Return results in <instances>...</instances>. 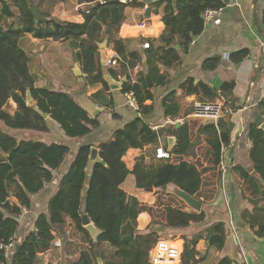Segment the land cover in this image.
I'll return each mask as SVG.
<instances>
[{"label": "trees", "instance_id": "trees-1", "mask_svg": "<svg viewBox=\"0 0 264 264\" xmlns=\"http://www.w3.org/2000/svg\"><path fill=\"white\" fill-rule=\"evenodd\" d=\"M4 1V16L13 17L15 13ZM95 1L97 0H78L79 5H84L80 11L84 21L75 22L57 19L51 16L48 9H41L44 0L40 1V5L37 4L39 15L31 9L34 6L31 1L12 0L20 11L18 24L5 23V29L0 31V245L7 243L18 232L23 208H30L31 196L54 180V171L62 167L71 151L70 145L64 140L47 142L29 138L25 133L30 130L46 132L49 121L54 120L60 124L66 136L77 139L101 126L100 119L92 118L71 93L36 85L38 76L30 66V57L25 49V35L69 41L70 44L75 41L77 48L74 54L83 72L84 85L102 83L103 89L95 92L91 98L108 107L115 101L112 93L106 94L110 88L104 80L105 71L99 48V44L107 39L108 46L112 45L120 55L118 63L121 68L118 73L115 67L109 66L108 71L117 79L119 74L127 76L121 91L134 94L140 115L116 130L110 139L95 145L82 144L78 148L49 199L48 212L39 214L33 230L24 236L20 235L10 258H6L5 250L0 248V262L40 264L41 254L54 247V242L59 237L68 241V249H76L78 252L77 261L71 264H99V258L104 264H151L150 250L166 232L182 233L181 237L185 239L182 264H197L206 258L199 251L200 241L204 238L209 246L221 254L227 239L224 222H218L204 230L185 233L187 229L205 220V211L190 212L167 206L166 224L156 226L155 223L145 230H139L138 216L146 211V205L138 197L128 194L122 184L129 174H134L136 187L140 189L175 183L174 173L168 175L166 172L170 162L150 171L145 164V154L139 156L132 169L124 159L130 148L143 149L147 145L157 144L163 138L175 137L171 154L184 159L179 165L193 174L185 180V184L189 187L191 180H196L197 183L192 187L196 193L202 175L222 164L223 149L230 148L232 142L235 126L232 114H224L216 123L207 121L201 125L195 140L191 137V128L186 121L153 129L147 118L155 110L152 86H164L168 82V76L161 68H171L181 63V54L188 51L194 38L204 29L202 14L205 9L222 6L224 2L102 0L103 3L91 10L85 9V5ZM146 3L159 8L163 6L162 20L166 27L156 42L151 38L146 39L150 42V47L143 53L139 48L129 49L118 32L126 19L125 8L143 7ZM255 25L264 33V9L261 17H255ZM71 46L73 47L72 44ZM245 56L246 53L240 55V58ZM219 63V57L207 59L205 68L213 70ZM136 66H140L141 70L137 78L133 79L129 70ZM144 66H148L147 72ZM185 88L188 94H196L200 101L222 99L225 107L235 111L238 109L233 104L231 94L234 82L226 81L218 89L204 82L194 84L190 81ZM28 92L38 109L49 115L48 118H44L33 105L27 104ZM11 101L16 103L13 113ZM162 108L166 117H179L180 103L174 92L164 96ZM258 109L264 117V99L258 103ZM20 132L22 136H19ZM246 133L252 142L250 154L254 164H235L232 168L240 180L244 181V189L250 193L248 200L257 207L258 201L264 196V130L251 122ZM203 136L208 137L207 143L212 148L213 166L198 169L194 162L185 158H196V149ZM93 146L99 149V155L105 163L96 162L92 173L88 174L87 165ZM164 149L168 151L167 144ZM196 193L191 192L193 196ZM157 203H169L181 208H185L187 204L177 196L165 193L157 195ZM84 214L103 231L97 242L92 240L85 227ZM247 215L249 213H244V217ZM257 232L264 233V224H261ZM103 242L115 249L107 258L95 248ZM179 242L181 244L182 239ZM232 263L233 259L224 255L215 264Z\"/></svg>", "mask_w": 264, "mask_h": 264}, {"label": "crops", "instance_id": "crops-1", "mask_svg": "<svg viewBox=\"0 0 264 264\" xmlns=\"http://www.w3.org/2000/svg\"><path fill=\"white\" fill-rule=\"evenodd\" d=\"M263 9L264 0H238V3L228 5L219 23L210 22L206 24L202 33L196 36L192 41L188 51L181 54V63L171 68H161V71L165 72L168 76L166 85L156 87L151 84L154 93L155 110L148 116L147 121L153 125V129L170 125L167 123V117L164 115L162 99L167 94L174 92L180 103L179 117L184 118L190 125L191 137L195 140L201 125H204L207 121H211V119L205 118L200 120L194 118L192 115L193 105L200 100L196 94H188L185 87L189 86V82L192 81L194 84L204 82L214 88L220 89L224 82H234V88L231 94L233 95V104L238 108V112L232 116V121L235 126L232 131L231 146L230 148L223 149L224 158L222 164L209 170L201 177L202 182L199 186L200 192L196 197L203 201L201 210H204L206 213L205 220L185 231V233H187L193 230H204L222 221L225 223L227 239L221 254L217 253L214 247L209 246L205 238L202 239L199 244V251L202 255L206 256V258L197 264H215L220 257L224 255H228L233 259L232 264H264V233L259 234L257 232L261 224H264V196H262V200L258 201L257 207L254 206L252 202L248 200L250 193L244 189V181L240 180V177L232 168L235 164H242L244 166H252L254 164L250 154L252 142L247 136L246 128L257 118V115L260 113L258 103L264 99V33L260 32L255 25V17H261ZM162 10L163 6L159 8L148 3L143 7L128 6L125 8L126 19L120 26L118 35L124 43L128 44L129 49L139 48L140 51L144 53L146 49L144 48V43L147 42V38H151L156 42V39L160 37L166 27L162 20ZM79 15L80 19L64 20L83 22V15L81 13ZM144 20L147 22L145 27L141 25ZM29 35L31 36V34ZM32 38L35 42L47 39L53 47L61 46L69 42L54 41L52 38ZM106 50L111 59L114 57L117 59L116 64H111L109 66L115 67L118 73L121 72L118 63L120 55L117 54L112 45L108 46V43ZM34 51L36 52L37 50L32 48L31 54L36 57V63L34 67H32L33 71L38 76L36 85L67 91L74 95L85 109L86 106L83 104L84 101L99 108L100 112H98L97 117L101 121V126L90 134L77 139L66 136L60 128V124L54 120L49 121V129L46 132L30 130L25 133L29 138L41 139L47 142L64 140L65 143L70 145L71 151L62 167L54 171V180L42 191L31 196L32 205L30 208H23V214L19 219V229L18 232H16L18 237H20V235H26L35 228V221L40 213L48 212L49 199L59 184L61 176L69 168L78 148L82 144L95 145L110 139L116 130L124 127L127 123L140 115L138 109L128 104L126 93H123L121 90L112 91L110 89L106 92L107 95L112 93V99L115 101L113 105L107 107L102 106L98 101L95 102L91 96L98 90L103 89L104 85L102 83L93 86L84 85L85 81L83 76L82 79H80V76H77L73 71L77 59L75 54L74 56L70 54L69 57H63L61 51H59L60 55L44 51V48L39 52L37 51L38 55ZM245 53L246 56L240 58V55ZM48 56L52 59L50 62L53 61L55 63L54 66L57 67L60 72H62V69L67 71L62 75L65 79H57L55 75H52L50 72L47 73ZM213 57L220 58L219 65L213 70L206 69L205 61ZM144 58L146 59V57ZM144 69H146L147 72L148 66H144ZM139 70H141L140 66H136L134 69L129 70L133 79L137 78ZM74 76H76V78ZM123 76L124 75L119 74L118 77L122 79ZM11 103L13 106L11 107V111L13 113L16 109V103L14 101H11ZM87 112L92 118H96L89 110H87ZM58 132L64 138L58 139L52 136L53 133ZM168 139L169 138L160 139L156 144L153 154L154 159H156L157 148L164 149L166 144L169 148ZM201 139L196 149L197 156L193 158L194 160L190 161L194 162L198 169L205 166H213L212 148L207 143L208 137L203 136ZM148 147L145 146L143 149L130 148L127 154L130 153L133 155V153H135L139 156L145 154L144 150H147ZM139 150L142 153L138 154L137 152ZM171 151L168 149L167 152L172 155ZM147 155L150 156L152 154L147 153ZM125 157L127 158V156ZM136 157H134V159ZM159 159L161 158H157V160ZM185 159H188L187 161L190 160L189 158ZM161 160L163 161V159ZM166 160L167 159H165V161ZM157 168L159 169V166H157ZM128 182H130V187H125ZM135 184L136 178L134 174H129L122 184V188L128 194L138 197V194H134ZM219 184H221L222 187V195L219 194L217 189ZM139 189L140 188H136L138 192H141ZM243 190H245L244 194ZM138 199L141 200L139 197ZM179 199L184 200L181 197ZM14 201L17 202L15 198ZM145 205L146 211L138 216L139 230H145L149 226L150 220H147L149 215L153 216L151 217L152 220L159 219L161 224H166L165 208L167 206L186 210L185 208L169 203L159 207L157 198H153L150 204L145 203ZM25 208L27 210L26 212L24 211ZM190 212H196V210L194 209V211L191 210ZM246 212L249 213V215L244 217V213ZM141 215L145 216L143 221L140 218ZM178 236L179 239H182V243L179 244V240H177L179 243L172 242L178 245L181 251H183L185 239L181 237L182 233ZM62 239L57 237L54 242V247L41 254L40 257L42 261L40 264H71L77 261V250L68 249L66 243L68 241ZM57 242H60V245H57ZM95 248L106 258L115 250L106 242H103ZM153 248L150 250V262ZM211 251H213L216 257L209 261L208 258ZM97 262L99 264H104L100 258ZM177 264H182L181 258Z\"/></svg>", "mask_w": 264, "mask_h": 264}, {"label": "rangeland", "instance_id": "rangeland-1", "mask_svg": "<svg viewBox=\"0 0 264 264\" xmlns=\"http://www.w3.org/2000/svg\"><path fill=\"white\" fill-rule=\"evenodd\" d=\"M9 1V0H8ZM34 7H37V4L40 5V1L41 0H31ZM2 2L3 0H0V14H1V10H2ZM5 2V1H4ZM81 7H84V5H79L78 4V0H44L43 4L41 5V9H48L51 13V16L57 18V19H61V20H64V19H74V20H77V19H80V11H81ZM11 9L15 12V14H18L19 13V9L13 5H11ZM39 11V10H38ZM3 20L7 21V23L10 21H13L14 23H16V25L18 24L17 23V20L15 18H10V19H6L4 18ZM25 40L27 41V44L25 45V49L30 57V66L31 67H34L35 63H36V57L35 55H32L31 52H32V48L33 49H36L38 52L41 51V49L43 50L44 48V51H48L50 53H53V54H58L60 55V52L63 53V57L64 56H68L70 54H72V56H74V48L71 46V44L69 42H66L65 44L61 45V46H56V47H53L51 46L48 41L49 40H39L40 42H35V40L30 36V35H25ZM72 50H73V53H72ZM35 52L37 55H38V52ZM118 54V53H117ZM47 56V54H46ZM111 59V58H110ZM52 59L49 58L48 56V70H47V73H51L52 75H55L57 79H65L64 76H62L63 74H65L67 71L65 69H62V72H60V70L55 67V63L52 61L50 62ZM115 61H117V59H113ZM119 61V60H118ZM109 65H111L110 63H108ZM65 65V64H64ZM109 68V67H108ZM33 70V69H32ZM47 76V75H46ZM76 78V76H74ZM218 102H221L224 104L223 100H218ZM232 109V108H230ZM234 110V109H232ZM235 111V110H234ZM236 113L238 112V110L235 111ZM195 119H205V118H201V117H194ZM220 118V117H219ZM218 119H216L217 121ZM19 136H22L21 135V132L19 133ZM53 137H56L58 139L60 138H64L59 132L58 133H53L52 134ZM149 146V147H148ZM148 149L144 150V153H145V164H146V167L151 170V171H154L157 168V166H159V168H162L164 167L166 164V162H170V167L166 170L167 174H171V173H174L175 175V183H163V185L159 186V187H156L154 188V192H138L136 190V184H135V191H134V194H138V197L141 199L140 201L143 203V204H150V202L152 201L153 198H157V195L158 194H167V195H175V189L176 188H181V189H184L188 192H194L196 193V191H194V189L192 188L196 183L197 181L196 180H191V186L187 187L186 184H185V180L186 179H189L192 177V173H188L185 171L184 167L182 165H179L182 161H184L183 158H177L173 155H171L169 158H167V160L165 161V159H163V161L161 159L157 160L154 159V149L156 147V144L154 145H147ZM138 154L139 153H142L140 152V150L137 152ZM147 153H151V157L149 155H147ZM144 155V154H142ZM127 158L125 157L129 167L132 169L133 168V165L134 163L136 162L137 159H139V156H137L135 153L132 154H126ZM137 156V157H136ZM134 157H136L134 159ZM147 157V158H146ZM132 159V160H131ZM174 159V160H173ZM190 160L189 161H192L194 160L193 158H189ZM134 161V162H133ZM176 166H178V168H176ZM174 167L176 169H174ZM202 182V180H201ZM200 182V183H201ZM130 182H128V184L125 186H129L130 187ZM218 191H219V194L222 195V187H221V184H219V187L217 188ZM199 189H198V192L196 194H199ZM178 197V196H177ZM196 197V196H195ZM180 198V197H179ZM151 200V201H150ZM184 201V200H183ZM185 202V201H184ZM186 203V202H185ZM163 204H166V203H163ZM163 204H158L159 207H161ZM184 206V205H183ZM185 209L187 211H194V209L186 204V206H184ZM149 215V214H148ZM148 217V216H147ZM151 217H153L152 215H149V218H147V220H150L149 224L148 225H152L154 226L155 223L156 226H159L161 224L160 220L159 219H151ZM140 218L142 219H145V216H140ZM155 218V217H154ZM233 230V229H232ZM180 234V233H179ZM179 234L177 233H173V232H166L162 237L161 239L163 240H171V241H174L176 243L177 240H179ZM214 257V253L213 251H211V254L209 255V258L208 260H212Z\"/></svg>", "mask_w": 264, "mask_h": 264}, {"label": "built area", "instance_id": "built-area-1", "mask_svg": "<svg viewBox=\"0 0 264 264\" xmlns=\"http://www.w3.org/2000/svg\"><path fill=\"white\" fill-rule=\"evenodd\" d=\"M235 3H238V0H230L228 4L217 7H208L205 9L202 14L204 25L210 22L219 23L227 6ZM146 24V20L141 23L143 27H145ZM149 47L150 42H145L144 48ZM113 59H115V57L109 60L110 64H116V61ZM126 97L130 106L139 109L136 97L132 92L126 93ZM224 114H232L234 116L236 112L228 107H225L223 103L218 101H197L193 105L192 115L194 117L218 119ZM184 121V118L181 117H167V123L169 124H181L184 123ZM170 156V153L165 151L163 148H157L156 158L167 159ZM24 211H27L26 208ZM18 238V235L15 233L7 243H2L0 245V248L5 250L6 258H10L12 248L16 245ZM57 245H60V242H57ZM181 253V248L178 245L170 240L161 239L156 242L151 252V262L152 264H177L181 258ZM0 264H6V262L1 261Z\"/></svg>", "mask_w": 264, "mask_h": 264}, {"label": "water", "instance_id": "water-1", "mask_svg": "<svg viewBox=\"0 0 264 264\" xmlns=\"http://www.w3.org/2000/svg\"><path fill=\"white\" fill-rule=\"evenodd\" d=\"M31 1V0H28ZM155 2L160 1V0H153ZM177 1V0H174ZM225 4H228L230 0H222ZM32 2V1H31ZM103 3L102 0H97L93 3L87 4L85 5L86 10H91L94 6L99 5ZM34 13L36 15H39V11L37 9V7H32L31 8ZM5 28L3 25H0V31H3ZM72 45L74 46V48H77V43L75 41H72ZM99 48H100V60H101V64H102V68L105 71L104 73V80L105 82L108 84L109 88L112 91L115 90H121L123 83L126 82L127 80V76H123L122 79H116L114 78L108 71V67H109V60L110 57L107 54V40H104L103 42H101L99 44ZM73 71L75 72V74L77 76H80V79H82V69L79 65L78 60L76 59L75 65L73 67ZM27 104L28 105H33L34 108L41 113V115L44 118L48 117L47 113H43L41 110L38 109V107L35 105V100L32 98V95L30 92H28L27 95ZM83 104L86 106V109L89 110L92 115L94 117L98 116V112H100V109L97 107H94L91 103L84 101ZM211 122L216 123V119H211ZM257 125H259V127L261 129L264 130V117L262 114H258L257 118L254 121ZM178 125V124H177ZM169 142V151H171L173 149V146L175 144V137H169L168 139ZM102 162L105 163L103 159H101L100 155H99V150L97 147H92L91 149V154L89 156V160H88V165H87V173L91 174L93 171V167L94 164L96 162ZM139 191L141 192H154V188L153 187H149V188H141L139 189ZM175 193L181 197L182 199H184L193 209H195L196 211H200L202 209V205H203V201L195 196H193L190 192L181 189V188H176ZM83 222L85 224L86 229L89 231L91 238L94 242L98 241V238L102 235V230L100 228H98L88 217L87 214L83 215Z\"/></svg>", "mask_w": 264, "mask_h": 264}, {"label": "flooded vegetation", "instance_id": "flooded-vegetation-1", "mask_svg": "<svg viewBox=\"0 0 264 264\" xmlns=\"http://www.w3.org/2000/svg\"><path fill=\"white\" fill-rule=\"evenodd\" d=\"M5 2L7 3V4H9L10 5V8H11V5H13V6H15L14 5V3L12 2V0H5ZM16 7V6H15ZM38 9V8H37ZM86 9V8H85ZM12 10V9H11ZM13 11V10H12ZM14 12V11H13ZM15 13V12H14ZM19 15H20V11H19V13L18 14H15L13 17H5L4 16V12H3V4H2V10H1V14H0V19H1V24L0 25H4L5 23H7V21H5V20H3L4 18H6V19H10V18H15L16 20L18 19V17H19ZM13 21H9L8 22V24H10V23H12ZM27 35H29V34H27Z\"/></svg>", "mask_w": 264, "mask_h": 264}, {"label": "clouds", "instance_id": "clouds-1", "mask_svg": "<svg viewBox=\"0 0 264 264\" xmlns=\"http://www.w3.org/2000/svg\"><path fill=\"white\" fill-rule=\"evenodd\" d=\"M225 4V3H224ZM148 7V6H147ZM205 26V25H204Z\"/></svg>", "mask_w": 264, "mask_h": 264}]
</instances>
